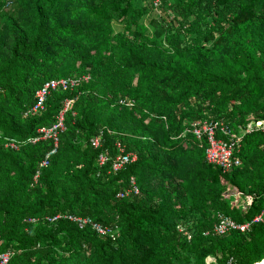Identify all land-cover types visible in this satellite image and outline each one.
Wrapping results in <instances>:
<instances>
[{"label": "trees", "instance_id": "obj_1", "mask_svg": "<svg viewBox=\"0 0 264 264\" xmlns=\"http://www.w3.org/2000/svg\"><path fill=\"white\" fill-rule=\"evenodd\" d=\"M159 1L155 10L154 0H0V253H12L8 264L264 259V215L247 233H211L218 213L246 223L264 209V132L243 137L239 167L223 174L191 128L220 120L237 132L264 121V0ZM72 77L78 86L30 111L44 83ZM66 100L56 145L31 143ZM99 134L112 157L119 143L135 161L119 172L99 167L101 151L89 145ZM133 186L137 195L118 197ZM234 193L257 196L245 215ZM59 214L88 218L114 240L47 220Z\"/></svg>", "mask_w": 264, "mask_h": 264}, {"label": "built area", "instance_id": "obj_2", "mask_svg": "<svg viewBox=\"0 0 264 264\" xmlns=\"http://www.w3.org/2000/svg\"><path fill=\"white\" fill-rule=\"evenodd\" d=\"M160 1L154 0L153 5L155 10L159 6ZM85 80H87L85 78ZM81 79L77 77H72L68 79H60V80H50L43 84V86L36 91L34 95L35 103L31 108L32 113H38L44 109L46 99L50 95L51 92L61 91L66 92L80 83ZM71 102L66 100L64 102V108L62 112L58 115L56 122L48 128H40L37 133L39 137L32 139L31 143H35L39 140H52L54 145L57 143V134L63 131V114L69 109ZM192 133L197 140L201 138H206L207 148L205 151V160L207 163L216 166L221 170L223 174L230 173L235 168L239 167L240 160L237 157V154L240 149L241 141L243 137L252 132H264V121L251 120L244 127H240L237 132L233 131L228 124L220 120H204V121H195L191 125ZM89 145L92 149L101 151L98 155L97 162L99 167L105 166L110 162L111 171L119 172L126 165L135 161V155L131 153H126L124 147L117 143L116 144V155L112 157L108 150L103 149V139L102 135L99 134L89 140ZM13 150H16L17 147L15 143L11 142L8 144ZM55 150H52L48 155H46L44 161L40 164V168L47 166V159L53 155ZM37 174L34 177L36 180ZM131 184L134 182L131 180ZM129 193L133 195H137L138 189L133 186V188L126 193H119L118 197L122 198L124 196H128ZM264 197V194L263 196ZM257 198L256 195H248L244 193H234L230 195L233 205L240 208L242 215H245L249 208L251 207L253 201ZM263 215L264 209L256 215L250 222L246 223H237L231 217H228L224 214L218 213L216 215L215 223L213 224L211 233L214 236L222 237L230 232L237 231L242 234L247 233L250 230L252 224L255 223H263ZM58 219H66L72 223H74L78 229H84L85 227H90L96 234L100 236H110L112 240H114V234L110 233V231L106 227H102L99 224L94 223L92 220L88 218H80L71 215H57L53 218H47L48 221L54 222ZM27 223H36V219H28ZM177 230L179 233L186 236V238L190 239V234L182 227L178 226ZM208 233H206L207 235ZM12 253L6 251L0 253V264H8ZM207 264H216L215 259L208 257ZM225 264H236L233 259H229ZM254 264H264V259H261Z\"/></svg>", "mask_w": 264, "mask_h": 264}, {"label": "rangeland", "instance_id": "obj_3", "mask_svg": "<svg viewBox=\"0 0 264 264\" xmlns=\"http://www.w3.org/2000/svg\"><path fill=\"white\" fill-rule=\"evenodd\" d=\"M141 5H142V3H141ZM134 6L136 7L137 6V3L135 2L134 3ZM140 6V5H139ZM148 5H146V7H147ZM152 16H155V17H158V16H160L161 15V13H159L158 11H152V14H151ZM147 19V17H145L144 19H143V22L145 21V23H147L148 22V20H146ZM114 29L115 30H118V28H117V26H114ZM210 257V259L211 258H213V257H211V256H209ZM208 258V257H207ZM207 258H206V262H205V264H207V262H208V260H207Z\"/></svg>", "mask_w": 264, "mask_h": 264}, {"label": "crops", "instance_id": "obj_4", "mask_svg": "<svg viewBox=\"0 0 264 264\" xmlns=\"http://www.w3.org/2000/svg\"><path fill=\"white\" fill-rule=\"evenodd\" d=\"M213 259H215V258H213ZM215 261H216V259H215ZM217 264V263H216Z\"/></svg>", "mask_w": 264, "mask_h": 264}]
</instances>
